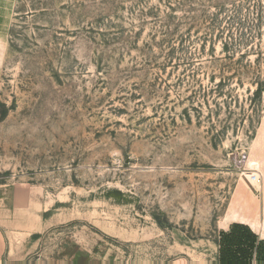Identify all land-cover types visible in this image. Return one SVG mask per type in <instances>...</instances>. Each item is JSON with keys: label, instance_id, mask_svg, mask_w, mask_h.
I'll use <instances>...</instances> for the list:
<instances>
[{"label": "rangeland", "instance_id": "374dc122", "mask_svg": "<svg viewBox=\"0 0 264 264\" xmlns=\"http://www.w3.org/2000/svg\"><path fill=\"white\" fill-rule=\"evenodd\" d=\"M259 71L264 0H0V264H219L224 228L264 234Z\"/></svg>", "mask_w": 264, "mask_h": 264}, {"label": "crops", "instance_id": "0c3cea01", "mask_svg": "<svg viewBox=\"0 0 264 264\" xmlns=\"http://www.w3.org/2000/svg\"><path fill=\"white\" fill-rule=\"evenodd\" d=\"M9 200L11 202L17 203L20 206V215H24V205L36 202L37 197L33 192L25 187H17L11 192ZM246 226L249 230L244 232H232L230 227L224 228V233L226 234L227 240H233L231 243L223 242L222 247L219 250V264H264V234L259 230L254 229L249 223H240ZM24 222H20V233L22 231L36 230L31 229V227H25ZM24 233V232H22ZM236 240H248L247 244L242 242L239 245Z\"/></svg>", "mask_w": 264, "mask_h": 264}, {"label": "trees", "instance_id": "16d2710c", "mask_svg": "<svg viewBox=\"0 0 264 264\" xmlns=\"http://www.w3.org/2000/svg\"><path fill=\"white\" fill-rule=\"evenodd\" d=\"M257 76V78L259 79V80H257V78H256V83H257V88L255 89V91H254V96H257V95H262L263 93H264V82L263 81H261V77L262 76H264V72H262V71H259V73L256 75ZM233 228H235V227H233ZM243 228L244 229H241L240 231H238L237 233H239V232H244V231H247V230H249L247 227H245V226H243ZM232 231V230H231ZM232 232H236V230H233ZM222 239H221V243H220V246H221V248H223L222 247V245H223V242L225 243V242H227V243H231V242H233V240H227V238H226V234L225 233H222ZM236 242H238L239 243V245L240 244H242V242H244V243H246L247 244V242H248V240H243V241H240V240H236ZM248 244H251V243H249L248 242Z\"/></svg>", "mask_w": 264, "mask_h": 264}, {"label": "built area", "instance_id": "2783aa9c", "mask_svg": "<svg viewBox=\"0 0 264 264\" xmlns=\"http://www.w3.org/2000/svg\"><path fill=\"white\" fill-rule=\"evenodd\" d=\"M255 179L257 180L258 179V177H255ZM259 180V179H258Z\"/></svg>", "mask_w": 264, "mask_h": 264}]
</instances>
